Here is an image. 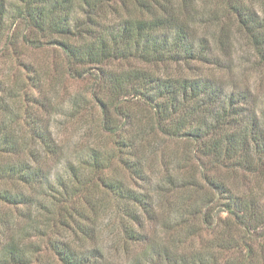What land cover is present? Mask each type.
I'll use <instances>...</instances> for the list:
<instances>
[{"label": "trees", "instance_id": "obj_1", "mask_svg": "<svg viewBox=\"0 0 264 264\" xmlns=\"http://www.w3.org/2000/svg\"><path fill=\"white\" fill-rule=\"evenodd\" d=\"M236 36L264 77V0H0V264H264Z\"/></svg>", "mask_w": 264, "mask_h": 264}, {"label": "rangeland", "instance_id": "obj_2", "mask_svg": "<svg viewBox=\"0 0 264 264\" xmlns=\"http://www.w3.org/2000/svg\"><path fill=\"white\" fill-rule=\"evenodd\" d=\"M236 53L233 57V65H235L236 69L231 73L227 74L230 82L236 81V87H241V89H250L253 93H257L260 95L262 99H264V77L261 74V71L254 61V57L251 54V49L246 44V41L243 37L236 36ZM191 74H194L196 68L192 69ZM85 82L83 80L77 81L73 83V88L77 89L84 85ZM233 85V86H234ZM68 135V134H67ZM108 233L105 232V234ZM112 251V248H111ZM116 255L115 260L119 261L121 264H127V256L123 255V252L113 253Z\"/></svg>", "mask_w": 264, "mask_h": 264}]
</instances>
